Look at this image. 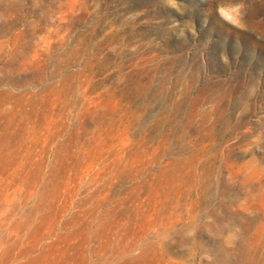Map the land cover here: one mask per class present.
Segmentation results:
<instances>
[{
  "label": "rangeland",
  "instance_id": "374dc122",
  "mask_svg": "<svg viewBox=\"0 0 264 264\" xmlns=\"http://www.w3.org/2000/svg\"><path fill=\"white\" fill-rule=\"evenodd\" d=\"M220 2L0 0V264H264V0Z\"/></svg>",
  "mask_w": 264,
  "mask_h": 264
},
{
  "label": "clouds",
  "instance_id": "9594fccd",
  "mask_svg": "<svg viewBox=\"0 0 264 264\" xmlns=\"http://www.w3.org/2000/svg\"><path fill=\"white\" fill-rule=\"evenodd\" d=\"M168 6L179 11L177 0H169ZM216 12L225 23L231 25L234 28L245 30V5L242 0L241 2H234V0H222V2L217 4ZM224 58L225 57L222 53L221 59L224 60ZM225 231L227 233L225 243H227L229 238L233 240L237 238L236 233L239 232V229L233 226L231 228H226ZM192 235L193 234L191 232L188 233V237H191Z\"/></svg>",
  "mask_w": 264,
  "mask_h": 264
}]
</instances>
